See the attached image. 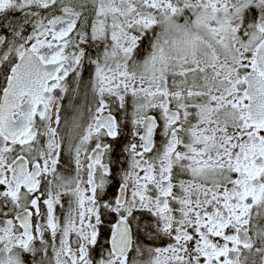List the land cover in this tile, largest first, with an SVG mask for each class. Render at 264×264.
Returning <instances> with one entry per match:
<instances>
[{"label":"snow or ice","instance_id":"1","mask_svg":"<svg viewBox=\"0 0 264 264\" xmlns=\"http://www.w3.org/2000/svg\"><path fill=\"white\" fill-rule=\"evenodd\" d=\"M0 264H264V0H0Z\"/></svg>","mask_w":264,"mask_h":264}]
</instances>
